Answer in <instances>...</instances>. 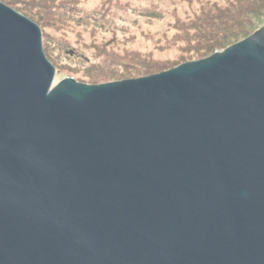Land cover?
Segmentation results:
<instances>
[{
  "label": "water",
  "instance_id": "water-1",
  "mask_svg": "<svg viewBox=\"0 0 264 264\" xmlns=\"http://www.w3.org/2000/svg\"><path fill=\"white\" fill-rule=\"evenodd\" d=\"M0 2V264H264V27L87 85Z\"/></svg>",
  "mask_w": 264,
  "mask_h": 264
},
{
  "label": "rangeland",
  "instance_id": "rangeland-1",
  "mask_svg": "<svg viewBox=\"0 0 264 264\" xmlns=\"http://www.w3.org/2000/svg\"><path fill=\"white\" fill-rule=\"evenodd\" d=\"M0 2L40 27L45 55L56 69L54 85L65 78L102 85L162 73L237 44L210 51L230 41L233 29L242 28L237 26L247 17L253 19L251 28L264 27V7L259 3L260 18L242 13L225 28L205 20L225 11L229 2L222 0Z\"/></svg>",
  "mask_w": 264,
  "mask_h": 264
},
{
  "label": "trees",
  "instance_id": "trees-1",
  "mask_svg": "<svg viewBox=\"0 0 264 264\" xmlns=\"http://www.w3.org/2000/svg\"><path fill=\"white\" fill-rule=\"evenodd\" d=\"M218 1L219 0H217V2ZM222 1L229 2L228 3L229 6L225 9V11L218 13L216 16H208L205 18L206 21L215 20L214 26L219 24V26L221 25L226 28L227 26L232 25V23H235L237 19L241 17L238 15L242 13H247L248 16L250 14L254 15L255 18L261 17L259 13L263 14L261 10L257 9V7L259 8V5H257V3H259L261 6L264 7L263 5L264 0H222ZM252 2L253 4L250 5V3ZM245 19H247V22L245 21L241 22L239 23V26H237L242 28L238 30L233 29L232 33L230 34L231 35V37L229 38L230 41L224 40L222 43L219 42V45L216 46L215 48L213 47L212 49H210V51L215 52L223 49L224 47L225 48L229 47L230 45L241 42L244 39L251 36L252 34H254L257 31V29L251 28L252 26H250L253 19H250V17H247Z\"/></svg>",
  "mask_w": 264,
  "mask_h": 264
}]
</instances>
